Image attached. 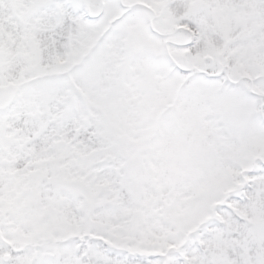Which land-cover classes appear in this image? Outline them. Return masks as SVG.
I'll return each instance as SVG.
<instances>
[{
	"label": "snow or ice",
	"instance_id": "snow-or-ice-1",
	"mask_svg": "<svg viewBox=\"0 0 264 264\" xmlns=\"http://www.w3.org/2000/svg\"><path fill=\"white\" fill-rule=\"evenodd\" d=\"M0 264H264V0H0Z\"/></svg>",
	"mask_w": 264,
	"mask_h": 264
}]
</instances>
